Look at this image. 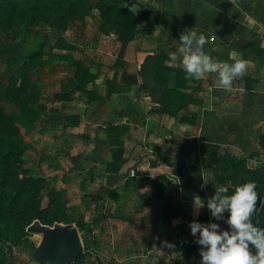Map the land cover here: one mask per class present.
Listing matches in <instances>:
<instances>
[{
  "label": "crops",
  "instance_id": "obj_1",
  "mask_svg": "<svg viewBox=\"0 0 264 264\" xmlns=\"http://www.w3.org/2000/svg\"><path fill=\"white\" fill-rule=\"evenodd\" d=\"M147 2L125 0L136 13L147 9L149 14L137 20L123 66L116 62V35L96 29V11L64 31L75 47L74 58L96 74L88 84L91 95L79 91L55 95L70 75L63 60L32 71H38L45 109L34 127L23 131L21 126L22 167L43 175L60 190L70 216L98 217L97 260L83 264H201V246L190 232V222L229 228L225 213L217 219L207 207L218 186L212 169L216 150L230 146L244 155L262 153L264 0ZM192 27L207 35L204 50L213 58L229 63L242 59L247 70L228 90L219 85L215 73L200 80L187 78L197 101L189 107L197 113L194 124H189L155 112L156 105L140 91L138 75L135 83L122 77L125 71L137 74L144 57L155 52L167 54V65L181 67L170 61L169 53L178 52L181 32ZM170 86H175L172 74ZM118 125L128 129L107 136L106 129ZM118 147L120 168L109 172L106 165ZM209 172L214 183L201 187V175ZM163 177L164 187L156 191L151 180ZM169 213L176 215L168 218Z\"/></svg>",
  "mask_w": 264,
  "mask_h": 264
},
{
  "label": "trees",
  "instance_id": "obj_2",
  "mask_svg": "<svg viewBox=\"0 0 264 264\" xmlns=\"http://www.w3.org/2000/svg\"><path fill=\"white\" fill-rule=\"evenodd\" d=\"M93 11H96V29L100 33L116 35L119 42L116 62L123 66L126 46L135 37L137 20L149 14L147 9L138 14L125 0H0V54L12 55L6 60L7 70L15 66V73L7 76L2 92L8 104L0 103V264L47 263L37 262L31 256V262L24 263L9 252V248L19 247L29 239L31 233L26 228L34 220L50 226L54 223L76 225L84 251L70 264H83L94 255L96 257L95 225L98 217L88 220L84 214H78L71 218L60 190L51 187L43 175L22 168L24 146L20 131L22 125L34 127L45 109L41 86L30 75L36 67L45 69L61 59L70 68V75L55 95L66 97L74 91L92 94L88 84L95 80L96 74L82 60L74 58L71 51L75 47L62 32L76 21H83ZM40 23L48 29L37 30ZM29 35H50L53 42L46 46L41 41L36 49L23 54L16 41ZM167 58L165 52L147 54L137 74L125 71L122 80L135 83L138 75L140 91L156 105L155 112L194 124L197 113L189 110L190 105L197 102L193 89L186 84L183 68L167 65ZM171 74L175 79L174 87L170 86ZM10 108L17 109L18 114L13 115ZM127 129V125H118L107 128L106 132L111 137L122 135ZM260 146L262 153L248 155L236 152L230 146H220L213 156L212 169L218 186L227 187L228 194L240 183L255 182L258 209L251 219L256 226L264 228V133L260 136ZM121 162L122 148L118 147L113 150L112 160L106 165L107 171H118ZM165 179L151 180L156 191L163 189ZM165 206L172 208L170 203H165ZM224 213L227 218L228 212ZM174 215L169 213L167 217Z\"/></svg>",
  "mask_w": 264,
  "mask_h": 264
},
{
  "label": "clouds",
  "instance_id": "obj_3",
  "mask_svg": "<svg viewBox=\"0 0 264 264\" xmlns=\"http://www.w3.org/2000/svg\"><path fill=\"white\" fill-rule=\"evenodd\" d=\"M140 3L148 4L147 0H140ZM208 43L206 34L194 27L187 29L180 34L178 52L169 53L170 61L178 62L186 78L200 80L207 73H215L219 85L228 90L236 78L245 74L247 64L242 59L229 63L213 58L204 50ZM201 176V187L210 181L214 183L215 177L210 172ZM228 191L223 185L216 186L215 194L207 200L213 217L219 219L228 212V229H221L215 222L192 221L189 224L195 242L201 246V264H264V228L256 226L251 219L258 209L256 184L246 181L236 185L231 194ZM195 204L203 206L199 201Z\"/></svg>",
  "mask_w": 264,
  "mask_h": 264
},
{
  "label": "water",
  "instance_id": "obj_4",
  "mask_svg": "<svg viewBox=\"0 0 264 264\" xmlns=\"http://www.w3.org/2000/svg\"><path fill=\"white\" fill-rule=\"evenodd\" d=\"M26 230L41 235L37 245L28 240L21 244V246L30 244L32 247L30 255L37 262L70 264L84 251L82 239L74 223H54L50 226L34 220ZM13 248H9V252H12Z\"/></svg>",
  "mask_w": 264,
  "mask_h": 264
},
{
  "label": "rangeland",
  "instance_id": "obj_5",
  "mask_svg": "<svg viewBox=\"0 0 264 264\" xmlns=\"http://www.w3.org/2000/svg\"><path fill=\"white\" fill-rule=\"evenodd\" d=\"M36 29L41 31V30H47L48 28L43 23H40L36 27ZM62 33H64V32H62ZM41 41L45 42L46 46L51 45L53 42L50 35H46V36L29 35L28 37L18 39L16 41V45L19 47L20 51L23 54H25V53H29L30 51L36 49L38 47L39 42H41ZM1 46H2V44H0V47ZM11 56L12 55H10V54H0V103L4 104V105L8 104L7 100L3 99V96H2L3 88L6 84V78L10 73H15V66L10 67L8 70L5 67L6 66V60L8 58H11ZM58 60H61V59H58ZM56 62H57V60H56ZM30 75L32 76V79L34 81H37V83H40V80H39L40 77H39L38 71H34V72L31 71ZM9 110L15 116L17 115V110L15 108H10ZM25 128L26 127L24 125H22L23 131L25 130ZM25 139L24 140H25V146H26L27 145V138H25ZM26 154L28 156H30V154H31V150H30L29 146H28V149L26 150ZM23 163H25V159H24ZM71 218H75V216H71ZM40 239H41L40 234L31 233L29 235L28 241H33L34 244L37 245L39 243ZM12 252L19 258V260H22V262H24V263L31 262V260H30L31 255L30 254L32 252V247H30L29 243H27L25 246L14 247ZM95 258L96 257L94 255L92 257V259L96 260ZM46 264H50V263H46Z\"/></svg>",
  "mask_w": 264,
  "mask_h": 264
},
{
  "label": "built area",
  "instance_id": "obj_6",
  "mask_svg": "<svg viewBox=\"0 0 264 264\" xmlns=\"http://www.w3.org/2000/svg\"><path fill=\"white\" fill-rule=\"evenodd\" d=\"M132 173H133V171L131 170V171H130V174L132 175ZM133 175H134V174H133Z\"/></svg>",
  "mask_w": 264,
  "mask_h": 264
}]
</instances>
